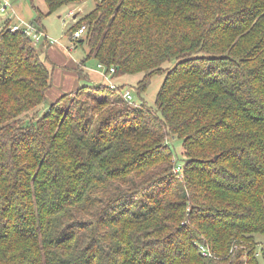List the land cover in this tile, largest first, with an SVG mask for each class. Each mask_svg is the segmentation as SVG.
<instances>
[{"label": "trees", "instance_id": "obj_1", "mask_svg": "<svg viewBox=\"0 0 264 264\" xmlns=\"http://www.w3.org/2000/svg\"><path fill=\"white\" fill-rule=\"evenodd\" d=\"M29 1L47 35L43 18L85 0ZM82 26L79 65L109 82L40 116L54 73L32 36L0 24V264H259L264 0H97L71 39ZM139 74V98L165 74L154 107L113 83Z\"/></svg>", "mask_w": 264, "mask_h": 264}, {"label": "rangeland", "instance_id": "obj_2", "mask_svg": "<svg viewBox=\"0 0 264 264\" xmlns=\"http://www.w3.org/2000/svg\"><path fill=\"white\" fill-rule=\"evenodd\" d=\"M13 1V0H12ZM18 3L20 11L16 8L15 10L21 17V19L28 21L31 17H35V13L30 6L29 0H15ZM35 6L42 13L47 12V8L42 0H34ZM97 6V0H85L78 4H71L60 8L56 13L43 18V26L46 30V34L50 40H55V44L41 43L36 48L37 53L42 55L43 60L48 65L50 70L53 71V87L48 92L45 103L38 109L39 115H43L49 110L50 106L55 103L59 98L64 95H74L78 89L83 86L96 87L97 84L103 83L108 84L103 78L105 70L100 68V65L95 66V62H89L85 67L80 66V61L84 58L85 53L88 51V47H80L77 40H73L70 37V30L75 24V19L70 13L79 12L78 20L90 12H92ZM75 9V10H72ZM73 12V13H74ZM5 20V17L0 18V24ZM172 63L163 65L164 69L172 67ZM80 67L79 72L82 73V77L78 76L76 69ZM143 78V74L135 76H124L120 78H114L113 83L115 85H128L125 91L130 90L134 97V104L139 105L146 102L150 107L155 106L157 94L164 82L165 74L156 75L151 82L148 90L139 98L136 94L135 88ZM108 80V79H107ZM109 82V80H108ZM109 106L122 108L125 104L123 101L116 99L115 97H109ZM89 106L92 108V101L89 99ZM104 108L103 110H105ZM101 113V112H100ZM99 113V114H100ZM97 117V115H96ZM171 149L174 152L175 160H179V164L184 163L182 156V141L173 139L170 142ZM177 160V161H178ZM180 164V165H181ZM264 239V238H262ZM261 240V237H260ZM264 241V240H263ZM264 245V243H263ZM258 263L264 264V259L261 254L257 256Z\"/></svg>", "mask_w": 264, "mask_h": 264}, {"label": "built area", "instance_id": "obj_3", "mask_svg": "<svg viewBox=\"0 0 264 264\" xmlns=\"http://www.w3.org/2000/svg\"><path fill=\"white\" fill-rule=\"evenodd\" d=\"M69 16H73V12L70 13ZM1 17H5V20H3V22H8L9 27L12 31L22 30L28 36H32L33 37V46L36 48L42 42L44 43V41H46L45 42L46 44H49V43L55 44L56 43L55 40H50L47 35H43L42 33H40L39 30L32 27L29 24V22L21 19V17L19 16L17 11L15 10V7L12 3V0H0V18ZM86 30H87V27L82 26L77 32L74 33L73 40H77V39L82 38L83 34L85 33ZM48 39H49V41H48ZM99 67L103 68L105 70V68L103 66H99ZM114 72L115 71L112 69L111 74H113ZM105 73H106V70H105ZM105 73L103 76H105L106 79L109 80V76L106 75ZM110 86H111V88H114L112 83H110ZM122 96H123V99L125 101H128V102L132 101V95H131L130 90L125 91ZM181 169H182V167L178 166L176 168V172H181ZM200 249L202 250V252L205 255L210 256V251L207 248H205L204 246H201Z\"/></svg>", "mask_w": 264, "mask_h": 264}, {"label": "crops", "instance_id": "obj_4", "mask_svg": "<svg viewBox=\"0 0 264 264\" xmlns=\"http://www.w3.org/2000/svg\"><path fill=\"white\" fill-rule=\"evenodd\" d=\"M12 3H13V5H14V7H15L18 11H20V8L18 7V3H16L15 0H13ZM72 10H75V9H72ZM73 12H74V11H73ZM71 17H73V18L76 20L77 18H79V12H78V11H77V12H74V13H73V16H71ZM31 18H32V17H31Z\"/></svg>", "mask_w": 264, "mask_h": 264}]
</instances>
